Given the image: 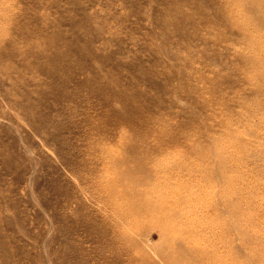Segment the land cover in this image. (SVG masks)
I'll return each instance as SVG.
<instances>
[{
	"label": "rangeland",
	"instance_id": "1",
	"mask_svg": "<svg viewBox=\"0 0 264 264\" xmlns=\"http://www.w3.org/2000/svg\"><path fill=\"white\" fill-rule=\"evenodd\" d=\"M38 1L5 0L13 22L0 24V264H116L76 174L88 146L120 147L118 136L126 147L160 142L176 161L212 157L184 158L196 174L179 181L200 185L190 196L206 220L217 213L201 187L227 192L233 264H264V70L252 64L264 34L213 25L224 0ZM128 165L120 171L141 173ZM143 236L138 254L165 264L159 233Z\"/></svg>",
	"mask_w": 264,
	"mask_h": 264
},
{
	"label": "bare ground",
	"instance_id": "2",
	"mask_svg": "<svg viewBox=\"0 0 264 264\" xmlns=\"http://www.w3.org/2000/svg\"><path fill=\"white\" fill-rule=\"evenodd\" d=\"M212 1L218 3L220 0ZM59 2L61 3V1ZM221 3H223L222 6L220 3L215 6V15L210 18V22L213 25H219L222 28L218 21L224 19L228 23L230 19L242 30L240 35L244 38H248L253 32L264 34V0H224ZM227 7H230V10H234L230 11ZM235 7H240L243 10L249 8L255 12L252 15H248L249 12L243 14L240 12L243 10H236ZM203 8L205 9V7ZM46 11L44 8L43 13H46ZM49 15L51 16V14ZM202 15L200 19L206 17L205 14ZM11 18L12 15L9 14L7 6H5V0L1 1V27L12 23ZM247 23L252 26L247 27ZM2 39L3 37L0 35V40ZM8 49L10 48L8 47ZM261 50L262 58L253 57L252 64L263 71L264 47ZM68 117L70 118V116ZM179 133L177 134L180 136L181 133ZM179 136L177 137L176 135L177 138ZM118 138L120 147L106 142L103 138L88 146L89 157L87 155L88 158L80 161V169L82 170H78V174H76L85 184V194L97 204L100 210L99 218L93 224L97 238H101L103 242L100 250L104 247V249L107 248L112 252L116 264H156L155 261L151 259L148 261L144 255H139L137 252L138 248L142 250L148 249V242L143 235L146 233L150 234L151 230H155L159 233L163 242L162 248L159 249L162 250L163 255L161 256V252L159 254L165 259V264H179L182 262L183 264H233L234 256L232 251L234 245L227 238L229 234V222L225 215V212L232 208V202L225 198L227 192L220 194L218 187L214 183L201 187V190L207 192L208 195L212 194L209 203L212 208H215L214 211L217 213L211 214L214 220H206L208 215L204 212L203 207H201V200L191 198L190 196L194 193L193 188L199 190L200 185L183 180L179 181L185 175H188L186 179L189 180L191 176L196 174V169L191 168L187 164L184 165L182 162L184 158L195 156L197 159H200V157H206L208 154L197 151L191 154L184 153L180 155L182 158L176 161V158H171L174 156L169 151L170 147L162 145L160 142L147 147L138 145L126 147L124 146V137L118 136ZM159 143L160 145H158ZM161 153H165V156L170 157V159L163 160V156H158ZM225 156L223 155V157ZM211 158L206 157L205 159L209 160L211 164ZM127 164L130 167H135L141 173L137 174L132 171L121 172L120 168L125 170ZM217 169L218 167L209 169V176L219 174L220 172ZM198 174H200V171ZM222 175L225 177V173ZM188 190L189 196H184V192ZM216 192L218 196L216 198L214 196L213 198V193L216 194ZM219 218H223L221 223L223 231L221 233L217 232L218 227L215 224V221ZM137 235L140 238H137ZM73 240L72 243L74 242ZM93 246H95L94 243ZM92 250L91 252L94 251ZM144 254L146 255L145 252ZM84 258L86 257L84 256ZM99 261H101V258Z\"/></svg>",
	"mask_w": 264,
	"mask_h": 264
}]
</instances>
